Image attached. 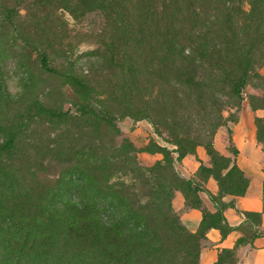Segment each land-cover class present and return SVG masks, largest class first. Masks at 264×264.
Listing matches in <instances>:
<instances>
[{
	"label": "rangeland",
	"instance_id": "374dc122",
	"mask_svg": "<svg viewBox=\"0 0 264 264\" xmlns=\"http://www.w3.org/2000/svg\"><path fill=\"white\" fill-rule=\"evenodd\" d=\"M244 55L251 68L230 97ZM226 57L233 74L224 81L216 63ZM238 121L252 124L262 151L264 0H0V127L14 139L10 155L0 151L6 239L13 222L49 213L69 232L57 215L83 202L101 224L113 219L112 229L125 216L138 222L143 245L136 239L130 249L123 235L134 224L113 236L124 264L140 250L146 264H177L199 226L182 225L173 197L197 205L211 180L221 212L245 183L230 170ZM6 138L0 133V145ZM86 249L95 251L86 242L66 254Z\"/></svg>",
	"mask_w": 264,
	"mask_h": 264
},
{
	"label": "trees",
	"instance_id": "16d2710c",
	"mask_svg": "<svg viewBox=\"0 0 264 264\" xmlns=\"http://www.w3.org/2000/svg\"><path fill=\"white\" fill-rule=\"evenodd\" d=\"M208 49L204 45L200 46L197 54L199 59L206 57ZM225 54V52H224ZM243 55V53H241ZM246 54V52H244ZM228 57L220 59L216 63L217 67L222 71V75L225 76L222 79L228 80V76H231V60H226ZM205 60V59H204ZM40 61L43 68L47 69L45 65V56H40ZM224 64H223V63ZM252 60L251 56L244 55V59L237 63L236 66L239 68L238 74H233V78L228 80V93L230 97H236L239 95L241 87L244 83V79L247 75L248 69L251 68ZM76 84L81 85L80 81H76ZM0 133L6 134L7 138L0 145V151H5L6 155H10L12 148L14 147L13 135L9 133L8 130H4L0 127ZM262 153L264 157V145L262 144ZM3 165H1L0 170L2 171ZM234 169L239 175L241 171L237 169L235 165L231 166L230 170ZM148 170V169H147ZM147 183V181H146ZM247 181L243 184L242 188L239 189L236 196H239L243 193ZM151 190L148 192L157 196L159 194L158 187L155 189L150 187ZM262 199H263V211H264V181L262 185ZM107 195L111 198L114 197L113 193L107 192ZM121 205L126 206L125 203H120ZM165 209L169 212V205L166 204ZM61 215H57L59 220H62L65 223V226L68 227L69 232H62L59 229V223L57 218L53 216L52 213H49L47 217L42 218V220L36 223L34 220H30L24 223H14V229L16 233L11 239H6L4 237V228L6 221L4 219L0 220V245L6 250L0 251V262L11 263L15 259L19 258L24 260V262H30L29 264H124V257H121L123 254V248L121 254L117 255L114 251V238L113 236L119 237L118 232L125 233L128 232L132 225L134 224L133 233L128 232V234H123L128 239L130 249L135 245L134 241L139 238L140 230H136L138 222L131 220L128 222V216H125L121 220H117L114 224V227L117 229H112L113 219H110L108 223L96 219V213L89 211L85 203H79L77 205L68 206L63 205L61 210ZM244 216L248 219V223L245 227H241L242 236L237 240L236 246L240 244H247L250 242L251 238L257 236L259 233L253 229V226L258 225L259 223V214L258 213H245ZM130 219H133L129 215ZM207 218V223L202 230V223ZM7 219V218H6ZM209 219V220H208ZM129 225L131 227L129 228ZM208 227L218 228L221 231V234L224 235L225 231L228 229L226 224L223 221L220 210L215 213H210L203 211L201 223L199 229L196 233L191 234L190 237L192 241L190 245L184 250L183 255L180 256V260L177 264H197V258L201 248V242H204L205 236L204 232ZM53 228V230H50ZM38 229L41 234L37 238L35 236V230ZM58 229V233H57ZM140 229V228H139ZM81 230H85V233H81ZM122 230V231H119ZM182 230V231H181ZM185 230L183 227L180 228V232ZM20 232L19 234H17ZM18 242V244H16ZM89 243L95 251L90 252L89 249L84 250L82 253L78 254H69L66 252L70 251L72 246L77 243ZM141 240V245H143ZM60 245H65L67 248L62 250L59 248ZM50 246L56 247L55 253L56 256H53ZM29 248V249H28ZM28 249V250H27ZM154 249V248H153ZM27 251V252H26ZM25 255V258H21V255ZM147 255V252L140 250L136 255L133 256L132 260L127 259L125 264H146L143 259V256ZM213 264H236V256L233 250H220L217 259Z\"/></svg>",
	"mask_w": 264,
	"mask_h": 264
},
{
	"label": "crops",
	"instance_id": "0c3cea01",
	"mask_svg": "<svg viewBox=\"0 0 264 264\" xmlns=\"http://www.w3.org/2000/svg\"><path fill=\"white\" fill-rule=\"evenodd\" d=\"M230 137L236 150L234 164L243 173L247 183L243 193L234 196L231 202L221 209L223 221L228 228L224 235L218 228L208 227L205 230L198 264H213L220 250H233L236 264H264L263 153L255 140L250 122L238 121L232 124ZM216 189L214 182L207 180L203 189L205 191L197 192V205L185 206L181 193L173 197L172 207L182 225L190 232L198 228L203 211L215 212L217 205L211 201L209 195H214ZM245 213L259 214V223L253 226L259 234L251 238L249 243L236 246L237 240L242 236L241 227L248 223Z\"/></svg>",
	"mask_w": 264,
	"mask_h": 264
}]
</instances>
